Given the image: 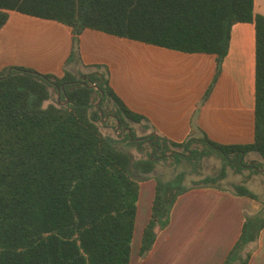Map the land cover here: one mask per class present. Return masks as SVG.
Wrapping results in <instances>:
<instances>
[{
	"label": "trees",
	"instance_id": "16d2710c",
	"mask_svg": "<svg viewBox=\"0 0 264 264\" xmlns=\"http://www.w3.org/2000/svg\"><path fill=\"white\" fill-rule=\"evenodd\" d=\"M10 11L59 22L75 37L94 30L183 53L216 55L218 70L233 26L255 24L256 135L244 146L219 145L205 136L183 144L151 133L141 140L131 123L147 132L146 119L126 108L105 77L84 84L69 74L60 80L25 68L13 69L8 77V71L0 72V264H130L143 182L154 177L157 183L140 249L146 258L158 232L169 227L179 197L194 189L222 188L227 167L242 172L251 154L262 162L250 169L264 170V15L255 12V0H0V31ZM63 87L60 102L52 103L53 92ZM110 107L132 136L102 132ZM156 139L165 161L170 154L174 161L188 154L184 160L193 171L169 179L154 176L159 163L148 148L156 151L150 144ZM214 156L223 168L204 176L200 162ZM192 175L202 178L185 186ZM234 193L262 203L245 185L235 186ZM262 205L259 214L246 216L242 236L224 264L250 262L264 229Z\"/></svg>",
	"mask_w": 264,
	"mask_h": 264
},
{
	"label": "crops",
	"instance_id": "0c3cea01",
	"mask_svg": "<svg viewBox=\"0 0 264 264\" xmlns=\"http://www.w3.org/2000/svg\"><path fill=\"white\" fill-rule=\"evenodd\" d=\"M255 12L264 15V0H255ZM256 51L252 23L233 26L218 70L216 55L183 53L94 30L75 37L59 22L10 11L0 31V72L25 68L60 80L69 74L84 84L105 77L157 138L183 144L205 136L219 145L244 146L256 135ZM84 75L82 82L77 76ZM156 186L155 179L141 184L137 223L143 206L144 215L130 264H224L242 236L246 216L263 209L226 188L191 190L179 197L169 227L158 232L152 251L141 258ZM253 249L248 264H264V229Z\"/></svg>",
	"mask_w": 264,
	"mask_h": 264
},
{
	"label": "rangeland",
	"instance_id": "374dc122",
	"mask_svg": "<svg viewBox=\"0 0 264 264\" xmlns=\"http://www.w3.org/2000/svg\"><path fill=\"white\" fill-rule=\"evenodd\" d=\"M82 82L87 81V77L84 76H77ZM61 97H59L58 93L53 92V97H52V103H55L56 101L60 102ZM101 104V101L98 102L97 106H99ZM62 106L66 105V102L61 103ZM112 108L110 107V109L106 108V117L105 114L103 113V118L105 117L103 123H102V127L101 130L105 135H116V136H125L127 133V130H130V128H123L122 125L120 127V129H118V122L116 120V118H113V113H112ZM107 125V126H104ZM131 127H133L135 129L136 135L138 137H141L144 140H148V138L146 136L150 135V131H144L142 129V126L139 125H135L131 123ZM157 142V139L154 142H150V144L154 145L155 147H157L155 145V143ZM158 148V147H157ZM156 151L153 152L151 148H148V152L152 153L153 156H156V158L154 159V161L158 162V167H157V171L154 174V176H158L160 175L161 177H163L164 179H169L171 177H173L176 174H179L183 171H186L187 173H191L193 171L192 166H190V164H188V161L184 160L186 159V156L188 154H184V157L181 158H176L175 161L173 160V155L174 154H170V156H168V158L170 160L165 161L164 158L159 154V148ZM132 152L136 155H138L136 149H133ZM179 152H182V150H179ZM139 156V155H138ZM262 162V159L257 155V154H251L249 156H247L244 160V164L247 165V167L244 168V170L242 172L236 170L234 167H227V179L221 183V187L222 188H226L229 190L234 191L235 190V186L237 185H245L246 187H248L254 194H256L259 198L260 201L262 203H264V173H262L259 170V173H255L252 171V166H255V164H260ZM223 161L221 158L214 156V157H209L206 158L205 160H203L202 162H200V172L206 176V175H217L221 169L223 168ZM202 178V175H192L189 177V180L187 181V183L185 184V186L187 187H191L193 184V181H198ZM154 179V177L152 178ZM144 202V201H143ZM261 203V204H262ZM144 206L142 207V211L140 213L139 216V223H137V225L139 224V229L137 227V231L135 233V238L136 235L138 236L139 234H141V229H140V224H142V219H143V215H144ZM149 209H147L146 217H149ZM136 248L135 245V241H134V250Z\"/></svg>",
	"mask_w": 264,
	"mask_h": 264
},
{
	"label": "water",
	"instance_id": "95a60500",
	"mask_svg": "<svg viewBox=\"0 0 264 264\" xmlns=\"http://www.w3.org/2000/svg\"><path fill=\"white\" fill-rule=\"evenodd\" d=\"M11 73H12V71L9 72V74L7 75V77H8ZM2 79H4V78H2ZM95 88H96L97 90H99V87H98V86H95ZM58 92H59V96H60L62 92L65 93V89H64V88H62V90L58 89ZM102 97H104V94H103V93H102ZM67 103H69V100H67ZM103 116H104V115L102 114V117H103ZM120 127H121V124L118 123V129H120ZM127 133H128L130 136H132L130 130H127ZM141 140H144V139H141ZM137 141H140V140H137ZM157 150H158V148H157ZM260 171H261V170H260ZM261 172L264 173V170L261 171Z\"/></svg>",
	"mask_w": 264,
	"mask_h": 264
}]
</instances>
